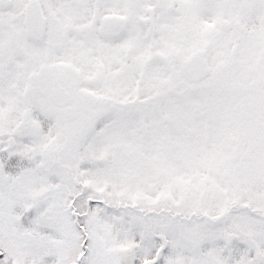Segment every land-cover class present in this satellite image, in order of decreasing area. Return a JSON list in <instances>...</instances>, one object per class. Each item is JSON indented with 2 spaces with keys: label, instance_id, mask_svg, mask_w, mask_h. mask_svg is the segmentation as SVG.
<instances>
[{
  "label": "snow or ice",
  "instance_id": "1",
  "mask_svg": "<svg viewBox=\"0 0 264 264\" xmlns=\"http://www.w3.org/2000/svg\"><path fill=\"white\" fill-rule=\"evenodd\" d=\"M0 264H264V0H0Z\"/></svg>",
  "mask_w": 264,
  "mask_h": 264
}]
</instances>
